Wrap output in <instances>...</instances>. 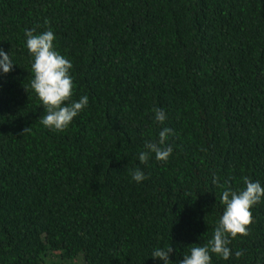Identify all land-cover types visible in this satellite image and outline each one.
Segmentation results:
<instances>
[{
    "label": "trees",
    "instance_id": "trees-1",
    "mask_svg": "<svg viewBox=\"0 0 264 264\" xmlns=\"http://www.w3.org/2000/svg\"><path fill=\"white\" fill-rule=\"evenodd\" d=\"M25 29L54 33L89 98L64 131L39 122ZM0 49V264H163L169 246L179 264L226 188L264 187V0H0ZM164 127L169 160L141 164ZM250 211L211 264H264V197Z\"/></svg>",
    "mask_w": 264,
    "mask_h": 264
},
{
    "label": "clouds",
    "instance_id": "clouds-1",
    "mask_svg": "<svg viewBox=\"0 0 264 264\" xmlns=\"http://www.w3.org/2000/svg\"><path fill=\"white\" fill-rule=\"evenodd\" d=\"M47 23V22H46ZM26 47L29 55L33 57L32 71L34 79L31 81V88L37 94L44 108V115L40 118V123L52 131L66 130L73 119L87 107L89 98L82 96L79 101L72 100L73 80L70 75L72 63L62 56L55 48L56 39L51 30H46L36 34V29H25ZM10 55L0 49V69L4 74L9 73L13 68ZM155 120L164 124L167 116L163 109L154 108ZM30 131L25 129V132ZM174 131L164 127L159 132L157 142H147L146 151L139 153V162L146 164L152 153L155 159L167 163L172 155L173 149L166 145L170 135ZM132 178L136 182H142L146 179L144 173L137 169L132 173ZM245 189L239 192L230 187L222 192L221 202L224 205V211L215 227L213 238L204 246H193L190 249V255L183 256L179 264H211V254H216L224 260H228L232 255L229 247L232 240L244 237L249 234L248 227L253 222V216L250 209L261 202L264 197V187L257 182L250 181L249 178L243 179ZM213 183H218V178L213 179ZM173 252L171 246L166 249L157 248L152 252L154 259L163 261V264H172L169 257ZM243 251L237 250V258L243 256Z\"/></svg>",
    "mask_w": 264,
    "mask_h": 264
},
{
    "label": "rangeland",
    "instance_id": "rangeland-1",
    "mask_svg": "<svg viewBox=\"0 0 264 264\" xmlns=\"http://www.w3.org/2000/svg\"><path fill=\"white\" fill-rule=\"evenodd\" d=\"M50 264H52V263H50Z\"/></svg>",
    "mask_w": 264,
    "mask_h": 264
}]
</instances>
